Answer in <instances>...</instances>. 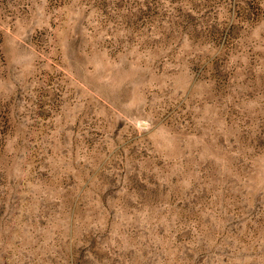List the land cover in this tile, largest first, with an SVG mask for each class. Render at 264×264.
I'll return each mask as SVG.
<instances>
[{
	"label": "rangeland",
	"instance_id": "obj_1",
	"mask_svg": "<svg viewBox=\"0 0 264 264\" xmlns=\"http://www.w3.org/2000/svg\"><path fill=\"white\" fill-rule=\"evenodd\" d=\"M0 264H264V0H0Z\"/></svg>",
	"mask_w": 264,
	"mask_h": 264
}]
</instances>
